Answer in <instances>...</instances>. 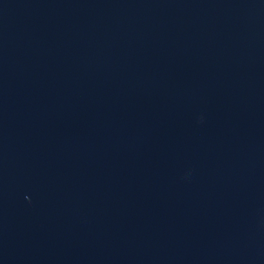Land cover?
<instances>
[{
    "label": "water",
    "instance_id": "1",
    "mask_svg": "<svg viewBox=\"0 0 264 264\" xmlns=\"http://www.w3.org/2000/svg\"><path fill=\"white\" fill-rule=\"evenodd\" d=\"M0 264H264V0H0Z\"/></svg>",
    "mask_w": 264,
    "mask_h": 264
}]
</instances>
